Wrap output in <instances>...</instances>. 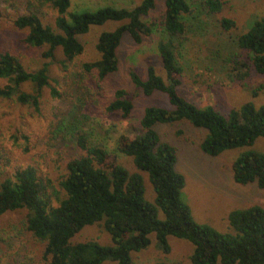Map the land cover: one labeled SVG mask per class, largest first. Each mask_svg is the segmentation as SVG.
I'll return each mask as SVG.
<instances>
[{"label":"trees","instance_id":"16d2710c","mask_svg":"<svg viewBox=\"0 0 264 264\" xmlns=\"http://www.w3.org/2000/svg\"><path fill=\"white\" fill-rule=\"evenodd\" d=\"M35 1L37 5L26 2L25 13L16 15L13 25L26 31L22 39L25 46H47L42 53L44 59H52L59 48L65 70L82 55L84 48L78 37L86 34L91 26L124 22L98 37L95 48L99 59L81 65L82 75L96 73L97 88L117 71V50L125 33L136 45L160 34L157 49L165 80L150 64L146 68V80H141L133 70L128 75L144 97L161 93L167 97L170 108H145L138 121V132L133 138L121 135L113 152L107 147L108 137L95 136L92 129L85 130L78 117L63 119L58 131H64L74 147L66 150L58 189L39 163L16 168L11 176L5 173L8 167L5 163L0 166V216L26 212L22 230L18 232L30 234L43 245L45 264H132V254L150 245L151 234L165 254L170 251L169 237L188 241L193 248L191 264H264V208L250 205L230 211L229 230L225 233L196 222L182 196L185 179L175 168L176 149L163 142L155 130L159 124L189 122L205 131L199 146L209 157L251 147L257 139H264V105L246 102L223 114L210 105L198 107L177 91L183 73L177 60L178 50L186 41L189 19H195L200 11L220 15L229 0H203L197 4V0H163L162 10L154 17L150 13L155 10V0H142L132 9L106 6L94 12L70 11L71 0ZM46 2L57 14L53 25L44 24L40 17V8ZM147 16L150 19L143 21L142 17ZM218 21L223 32L237 26L228 16L221 15ZM234 44L237 52L225 60L230 63L227 76L241 84L252 74L264 75V17L238 35ZM0 81L4 83L0 84L1 100L29 105L38 112L42 92L50 88L48 64L30 72L18 55L9 50L0 51ZM24 85L30 92L22 90ZM261 88L253 89L252 97ZM50 95L60 97L54 88H50ZM132 110V100L122 89L114 92L113 100L106 107L108 114L118 113L124 120L131 118ZM182 135L181 129L175 133L178 138ZM116 153L131 158L138 171L148 174L155 193L153 204L144 198L142 177L121 166ZM231 176L237 185L253 184L264 189V153L243 152L233 161ZM96 224L102 226L111 243L72 242L81 230Z\"/></svg>","mask_w":264,"mask_h":264},{"label":"rangeland","instance_id":"374dc122","mask_svg":"<svg viewBox=\"0 0 264 264\" xmlns=\"http://www.w3.org/2000/svg\"><path fill=\"white\" fill-rule=\"evenodd\" d=\"M28 1L37 5L35 0H0V51L9 50L18 55L30 72L47 63L49 86L60 97L52 98L50 88H45L38 112L32 106L0 99V166L7 163L5 173L11 176L16 168L39 163L42 171L50 176L58 189L59 179L64 172L66 150L74 147L72 139L64 131H58L63 119L78 117L85 130L92 129L95 136L108 137L105 141L110 152H113L116 140L121 135L133 138L138 132V121L145 108H170L167 97L161 93L155 92L144 97L128 75L133 70L144 81L147 78V65L150 64L155 73L165 80L157 49L162 36L155 34L136 45L125 33L117 50V71L101 81L97 88L96 73L82 75L81 65L98 60L99 54L95 48L98 37L104 32L115 30L124 22L110 21L101 26H91L86 34L78 37L84 48L82 55L65 70L61 66L63 56L59 48L55 50L52 59H44L42 53L47 50V46L29 48L22 43L26 31L16 29L13 21L16 15L25 13ZM141 1L71 0L70 11L94 12L106 6L132 9ZM202 1L197 0L196 4ZM162 8L163 0H155V10L150 15L156 16ZM40 12L44 24H54L57 14L48 2L44 3ZM221 15L233 18L237 26L230 32H223L218 21ZM151 16L142 17V20L148 21ZM261 17H264V0H229L220 15L200 11L195 19L190 18L186 41L178 50L177 60L183 69L178 94L198 107L210 105L223 114L246 102L256 106L264 105V75L252 74L240 84L227 76L230 63L225 61L237 52L234 44L236 37ZM0 84H4L3 81ZM259 86H262L261 90L257 96L252 97L251 91L259 89ZM118 89L124 90L133 103L132 116L128 120L122 119L118 113L106 112L107 105ZM22 90L30 92L27 85ZM178 129L183 132L179 138L175 136ZM155 130L163 142L176 149L175 168L185 179L182 196L196 222L225 233L229 230L227 216L230 211L250 205L264 208V189H258L253 184L237 185L231 176V165L243 152L255 150L264 153V139H257L251 147L237 148L209 157L200 151L199 146L205 131L189 122L159 124ZM26 146L29 147L28 152L25 151ZM117 162L128 172L142 177L144 198L153 204L155 193L148 174L138 171L132 159L127 156L117 154ZM25 215V211H18L0 216L1 264H45L42 260L43 245L30 234L18 232L22 230L21 222ZM162 218L163 215L159 213V219ZM149 238L151 243L146 249L132 254V264H191L193 248L188 241L169 237L167 242L170 251L165 254L159 249L154 235H149ZM91 240L102 245L111 243L109 236L98 224L85 227L72 242Z\"/></svg>","mask_w":264,"mask_h":264}]
</instances>
